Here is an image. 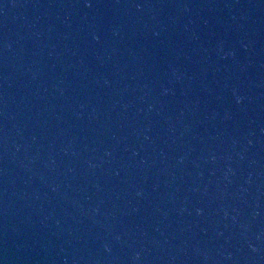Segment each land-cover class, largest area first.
<instances>
[{
    "label": "water",
    "instance_id": "water-1",
    "mask_svg": "<svg viewBox=\"0 0 264 264\" xmlns=\"http://www.w3.org/2000/svg\"><path fill=\"white\" fill-rule=\"evenodd\" d=\"M0 264H264V0H0Z\"/></svg>",
    "mask_w": 264,
    "mask_h": 264
}]
</instances>
